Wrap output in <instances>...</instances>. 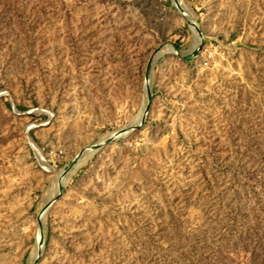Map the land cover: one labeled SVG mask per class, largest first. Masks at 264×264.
Masks as SVG:
<instances>
[{"label": "rangeland", "instance_id": "obj_1", "mask_svg": "<svg viewBox=\"0 0 264 264\" xmlns=\"http://www.w3.org/2000/svg\"><path fill=\"white\" fill-rule=\"evenodd\" d=\"M0 264H264V0H0Z\"/></svg>", "mask_w": 264, "mask_h": 264}, {"label": "bare ground", "instance_id": "obj_2", "mask_svg": "<svg viewBox=\"0 0 264 264\" xmlns=\"http://www.w3.org/2000/svg\"><path fill=\"white\" fill-rule=\"evenodd\" d=\"M185 8V7H184ZM192 20V19H191ZM192 31L195 33V35L197 34V30H196V27L195 25H192ZM199 45V42L197 41L193 48L192 49H195L197 46ZM172 48L170 49H166L165 51H171ZM164 54V52H160L157 56V60L160 58V56H162ZM148 104V103H147ZM146 104V105H147ZM144 113V110H142V114ZM144 117V116H143ZM102 141V139H101ZM95 152L94 149H86V152H85V156L84 158H82L79 163L76 165V169L79 168L86 160L89 156H91L93 153ZM81 156V155H80ZM60 176V175H59ZM66 181V179H62V182L64 183ZM55 182H56V185L59 184L61 182V180L59 178L55 179ZM56 192V191H55ZM51 197V195H49L46 200H48L49 198ZM42 211V210H41ZM40 249V248H39ZM31 253V252H30ZM37 257V250L35 249L34 252L32 253L31 255V258H36ZM32 261V260H31Z\"/></svg>", "mask_w": 264, "mask_h": 264}]
</instances>
